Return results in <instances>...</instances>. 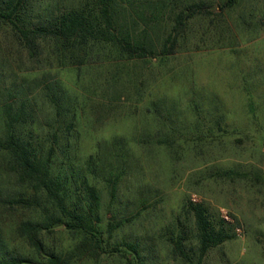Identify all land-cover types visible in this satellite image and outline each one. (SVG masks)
<instances>
[{
  "label": "rangeland",
  "instance_id": "374dc122",
  "mask_svg": "<svg viewBox=\"0 0 264 264\" xmlns=\"http://www.w3.org/2000/svg\"><path fill=\"white\" fill-rule=\"evenodd\" d=\"M42 1L32 19L39 13L51 18L77 0ZM164 1L168 14L199 0ZM205 1L212 14L190 20L176 52L154 65L105 53L79 69L52 54L55 48L48 44L36 63L0 27V125L12 83L22 86L21 96L32 108L23 133L33 143L47 150L52 134L69 124L67 148L57 154L60 163L84 165L97 150L108 156L113 141L126 143L131 169L120 188L117 218L125 224L117 239L143 244L146 264H189L173 254L168 242L178 230L188 238L191 263H197L193 218L182 208L190 201L202 203L215 219L227 215L224 220L235 233L201 264H264V0H237L224 12L217 6L225 0ZM55 82L64 89L60 117L45 95L46 86ZM220 114L225 134L216 124ZM228 169L242 176L222 177ZM14 189L25 192L8 172L7 155L0 154V194ZM109 202L103 191L105 223L111 218ZM32 215L0 206V243L13 255L33 259L32 264L43 263L18 231ZM44 240L51 250L66 252L77 237L59 228ZM71 264L127 262L104 254L97 261Z\"/></svg>",
  "mask_w": 264,
  "mask_h": 264
},
{
  "label": "trees",
  "instance_id": "16d2710c",
  "mask_svg": "<svg viewBox=\"0 0 264 264\" xmlns=\"http://www.w3.org/2000/svg\"><path fill=\"white\" fill-rule=\"evenodd\" d=\"M237 0H225L217 6L219 12L229 10ZM42 0H0V27L4 26L30 60L38 62L45 45H52V54H60L77 68L115 55L125 61L156 64L173 55L186 35L187 23L197 16L207 17L211 3L205 0L184 2L182 9L163 13L164 0H77L71 7L53 15L32 19L34 7ZM96 59V60H95ZM46 97L60 117L63 109V86L58 82L46 86ZM22 86L6 88L1 107L0 154L8 157V172L16 186L0 194V206L32 212L31 218L20 222L18 231L34 250L41 264H71L74 260L97 261L102 255L124 258L127 264H146L147 250L140 242L117 239L124 226L118 220L121 185L131 169L128 145L122 140L111 143L108 156L98 152L90 155L84 165L74 161L59 162L58 151L66 150L68 132L56 131L45 150L43 144L33 143L24 126L32 119V108L22 97ZM64 100V99H63ZM198 107L192 106L198 116ZM73 118V117H72ZM217 118L219 132L227 130ZM167 146L169 145V141ZM165 141H159V143ZM148 143V142H147ZM166 144V143H165ZM170 147V146H168ZM242 176L234 169L224 170L222 177ZM103 191L110 198L111 218L102 217ZM109 207V208H110ZM114 207V209H112ZM193 218L197 263L207 253L234 238V228L223 218L215 219L202 203L188 202L182 207ZM77 237L66 252L54 251L44 237L56 229ZM114 239V242H111ZM172 252L185 263L188 238L178 230L168 238ZM49 248H47V247ZM33 259L10 253L0 243V264H32ZM37 262L36 264H40Z\"/></svg>",
  "mask_w": 264,
  "mask_h": 264
},
{
  "label": "built area",
  "instance_id": "2783aa9c",
  "mask_svg": "<svg viewBox=\"0 0 264 264\" xmlns=\"http://www.w3.org/2000/svg\"><path fill=\"white\" fill-rule=\"evenodd\" d=\"M222 217H223V219L228 220V216L227 215L223 214Z\"/></svg>",
  "mask_w": 264,
  "mask_h": 264
}]
</instances>
